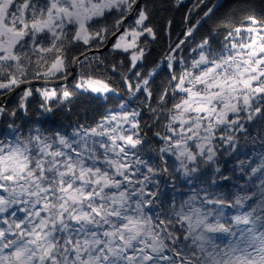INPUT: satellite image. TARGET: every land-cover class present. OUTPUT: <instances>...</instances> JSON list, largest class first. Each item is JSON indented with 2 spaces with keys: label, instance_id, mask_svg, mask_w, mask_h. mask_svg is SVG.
<instances>
[{
  "label": "trees",
  "instance_id": "obj_1",
  "mask_svg": "<svg viewBox=\"0 0 264 264\" xmlns=\"http://www.w3.org/2000/svg\"><path fill=\"white\" fill-rule=\"evenodd\" d=\"M12 1L15 5L35 2V11L26 12L28 21H38L45 13L42 0ZM132 9L110 11L87 23V33L100 36L88 47L74 40L71 26L50 48L18 47L14 59L0 61V84L63 77L75 57L101 47L118 31ZM137 10L145 18L144 36L138 40L139 62L133 65L130 52L110 48L78 61L74 79L67 85L48 87L53 98L43 97L46 87L37 86L0 106V145L23 140L35 141L40 148L42 142L57 150L53 153L59 151L60 138L70 141L81 134L84 140V134L100 129L123 108L136 115L131 131L134 145L125 147L123 154L129 168L122 175L114 176L108 150L94 151L91 143L76 149L85 159L95 156L98 176L110 184H97L88 174L90 180L78 181L70 191L79 199L61 205L67 189L52 183L50 170L37 169L43 189L37 207L22 202L0 211V247L5 255L33 247V254L42 250V258L36 255L32 264H207L202 260L205 251L198 252L185 238L184 199L194 200L206 211L217 208L222 228L208 236L213 242L208 245L216 250L234 251L239 245L236 223L264 231L263 218L251 223L260 217L257 213H264V96L255 104L257 115L252 120L245 118L233 131L218 129L214 164L198 160L195 167L184 169V163L179 165L166 150L179 134L174 118L184 97L177 87L189 69L192 51L202 45L207 58L215 60L236 30L251 22L264 28V0H138ZM129 24L127 20L123 26ZM57 60L65 72L44 78ZM79 80H93L108 91L96 95L80 90L75 84ZM127 179L131 184H126ZM123 215L145 220L147 229L140 223L125 227ZM33 231L38 232L35 239Z\"/></svg>",
  "mask_w": 264,
  "mask_h": 264
},
{
  "label": "rangeland",
  "instance_id": "obj_2",
  "mask_svg": "<svg viewBox=\"0 0 264 264\" xmlns=\"http://www.w3.org/2000/svg\"><path fill=\"white\" fill-rule=\"evenodd\" d=\"M42 1L45 6L42 19L28 21L26 12L35 11V2L31 3L35 5L32 6L30 1L15 5L12 0H0V61L14 59V51L24 44L37 50H42L45 45L50 48L62 38L68 26L74 28V40L88 47L91 40L100 36H90L86 31L87 23L110 11L129 12L134 4V0ZM144 20L143 13L136 10L129 18L130 24L122 27L111 46L112 50L130 52L133 65L141 57L138 40L144 36ZM188 68L177 87L184 97L176 107L174 118L179 134L166 146L171 159L179 162V165L184 163L181 167L184 169L195 167L198 160L214 164L216 155L213 141L218 129L224 127L233 131L245 118L252 120L257 115L254 111L255 104L264 96V28L251 22L241 30H236L215 60H209L203 46H198L192 51ZM64 70L62 61L57 60L42 76L52 78L58 73H64ZM75 84L78 89L96 95H103L108 91L104 85L93 80H79ZM13 85L15 84H0V93ZM41 95L49 100L54 93L46 87ZM135 118V114L124 112L123 108V112L111 114L100 125V129L84 134V140H81V134L79 139L75 136L70 141L60 138L57 141L61 144L57 148L58 153H53L57 150L42 142L38 144L41 147L37 148L35 141L13 140L0 145V189L4 190V196L0 192V211L22 202H29L34 208L37 207V197L43 190L42 183L38 180L41 175H37V169L41 173L50 170L54 175L52 183L67 189L65 197H62V201L59 200L61 205L79 199V195H71L70 191L74 190L78 181L84 183L90 180L88 174L97 184L100 181L109 183L104 177L98 176L95 156L91 160L83 157L81 144L87 147L91 143L94 151L108 150L111 157L109 167L114 176L122 175L129 168V164H126L127 157L123 154L125 147L134 145L131 131L135 128ZM103 142L105 144H101ZM78 147L80 150L76 151ZM109 164L104 166L108 168ZM214 172L219 173L216 166ZM126 184H131L129 179ZM117 186L116 184L114 187ZM115 199L113 197L112 201ZM183 206V214L188 219L184 220V237L198 252L205 251L202 254L205 263L264 264V231L244 228L236 223V241L239 247H235L234 251L227 248L216 250L214 246L208 245L213 244L212 241L209 242L208 236H212L213 232H220L219 229L222 228L218 222L217 208L208 211L200 209L192 199H184ZM256 210L262 211L261 208ZM257 216L260 217L256 220L253 218L251 223L264 219V213H257ZM123 221L125 227L140 223L143 229H147L146 221L137 217L123 215ZM240 223L243 224V221ZM37 235V231L31 233L34 239ZM31 248L33 247L16 249L5 255L0 247V264H32V259H37L36 255L42 258V250L33 254Z\"/></svg>",
  "mask_w": 264,
  "mask_h": 264
},
{
  "label": "water",
  "instance_id": "obj_3",
  "mask_svg": "<svg viewBox=\"0 0 264 264\" xmlns=\"http://www.w3.org/2000/svg\"><path fill=\"white\" fill-rule=\"evenodd\" d=\"M137 9H138V0L135 3L132 11L128 14V16L126 18L123 19V21L120 25V29L118 31H116L115 33H113L112 35H110L101 47L89 49V50L81 53L77 57H75L71 61L69 72L66 75H64L63 77H60V78H55V79L36 78V79H29V80L20 81V82L16 83L15 85H13L9 90L0 94V106L9 103L18 93L24 91L27 88L37 87V86L58 87V86H63V85H67L68 83H70L74 79L75 71H76L75 67H76L77 62L84 59V58H87L91 55L100 54V53H103V52L109 50L111 48L113 42L115 41L116 37L121 33L123 23L125 21L129 20V18L132 16L133 13L136 12ZM145 35L146 36L149 35V31H147L145 33Z\"/></svg>",
  "mask_w": 264,
  "mask_h": 264
}]
</instances>
